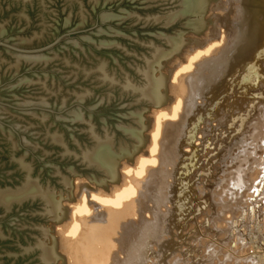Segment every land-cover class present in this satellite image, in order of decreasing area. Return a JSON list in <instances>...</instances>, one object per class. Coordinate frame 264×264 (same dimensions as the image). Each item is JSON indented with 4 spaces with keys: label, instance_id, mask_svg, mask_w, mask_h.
Here are the masks:
<instances>
[{
    "label": "water",
    "instance_id": "water-1",
    "mask_svg": "<svg viewBox=\"0 0 264 264\" xmlns=\"http://www.w3.org/2000/svg\"><path fill=\"white\" fill-rule=\"evenodd\" d=\"M237 7L264 0H0V264H67L46 224L73 178L120 183L171 99L166 60Z\"/></svg>",
    "mask_w": 264,
    "mask_h": 264
},
{
    "label": "bare ground",
    "instance_id": "bare-ground-1",
    "mask_svg": "<svg viewBox=\"0 0 264 264\" xmlns=\"http://www.w3.org/2000/svg\"><path fill=\"white\" fill-rule=\"evenodd\" d=\"M244 10L253 14L249 22L255 16L254 35L253 29L248 33L238 29L241 33L233 43L235 24L227 8L215 18L216 26L203 31V38H192L200 45L187 44L179 56L166 60L173 73L174 83L168 84L171 99L163 107L151 106L152 123L143 132L149 140L133 157L134 163L121 161L120 183L108 182L109 192L94 184L78 185L72 217L60 224L73 240L69 252L74 264H264V143H259L264 141V8ZM220 109L229 113L202 138L209 140L221 127L224 134L239 133L253 116L258 127L249 133L261 151L249 155L256 156L254 162L223 172L220 189L203 185L215 175L213 165L219 158L208 157L214 151L207 152L201 169L206 177L191 189L188 177L176 179L187 176L191 168L179 167L196 161L193 143L203 118L218 116ZM189 156L191 160H184ZM190 189L198 200L189 212V230L176 242L172 239L177 236L170 239L171 230L178 225L176 213L190 199L186 194ZM176 201L173 209L167 208ZM243 237L245 244L240 243ZM230 239L239 251L251 255L234 259L217 241L224 245Z\"/></svg>",
    "mask_w": 264,
    "mask_h": 264
},
{
    "label": "rangeland",
    "instance_id": "rangeland-1",
    "mask_svg": "<svg viewBox=\"0 0 264 264\" xmlns=\"http://www.w3.org/2000/svg\"><path fill=\"white\" fill-rule=\"evenodd\" d=\"M225 9H227V8H221L218 11H216V10L208 11L207 14L204 16V20H207L210 17H212L213 15H215L214 17H212V22H214L215 18L220 16L221 11H224ZM244 9H245V7L228 8L229 19H232V21L235 24L233 27V32H232L233 34L231 35V38L233 37V39H232L233 43H234V41H236L237 35L238 34L240 35V33L242 31L247 32V31H249V30L251 31V29H253V31H252V33H253V32H255V30L257 28V26H254V25H256L254 23L255 16L254 17L252 16V19L249 22L250 17L253 14H251V15L246 14ZM249 9H250V7H249ZM249 15H250V17H249ZM243 16H244V18H242ZM248 17H249V19H248ZM252 20H253V23H252ZM242 21H243V23H242ZM249 24H251V25L253 24L252 27L250 26V28H248ZM213 27H214V25H209L208 28L204 32H206L208 29L209 30L212 29ZM238 29H239V31H241L240 33H239ZM204 32H202V33L205 34ZM203 34H200V36H199L196 33L190 31V33L184 34V37L200 39V38L204 37ZM254 34L255 33H253L252 35H254ZM194 35H197L198 37H195ZM172 75H173V73L170 74V77L167 81L168 84L174 83L173 79H171ZM258 90H259V88L257 89V91ZM202 102H203L202 99L197 100V105L201 106ZM150 113H152L151 106H150V112H145V114H143V117L149 118L151 116ZM218 113H219L218 116L211 117V118L210 117H204L203 118L201 127L199 128V130L196 134V137H195L196 139L193 143L195 145V147H197V149H196V157H197L196 161L195 162L187 161L186 166L184 165L182 167H179V169H183V170L185 168H188V169L191 168L189 170V173L187 174V176H184V177L177 176V178H176L177 180H179V179H184V178L188 177L189 187L191 189H194V186L198 185L206 177L205 168L203 169V171L201 169L203 168L205 163H207V157L206 158L204 157L207 154V152L214 151L213 153H210L207 156L213 157V158H216L218 156L219 158H218V161L215 162L213 165L212 173H214L215 175H212L211 177H209L208 180H204L203 185L205 186V184L209 183V185H212L216 189H220V188H222V182L223 181L221 179L224 176V174H222L223 172H227V171H229V169H232V171H233V168L234 169L238 168L239 166H241V165H243L249 161L254 162V159L256 158V156L255 155L249 156V155L254 151H256V152L261 151L259 146L255 147L254 139H253L252 135L249 133L250 131H253L254 129H256L258 127V123L256 121L257 119H256V117H253V116H251V119L246 122L244 128L239 133L233 132L232 134H230L229 132H227L224 134L223 133L224 128L221 127V129H219L214 134V137L216 136L217 139H215L213 137V135L208 137L209 140L203 139L202 138L203 134L204 133L207 134L208 131L210 130L211 126L213 128L217 125L220 126L219 122L225 117V115H227L229 113V111L224 112V111H222V109H220V111ZM218 113H216V114H218ZM214 114H215V112H214ZM235 126L238 128V126H239L238 122L235 123ZM259 143L262 144V143H264V141L263 142L259 141ZM207 145H209V147ZM215 149H218L220 151H217ZM184 160H191V156L184 157ZM192 166H193V168H192ZM168 169L172 170V167H169ZM120 172H122V171L119 170V175H122V173H120ZM184 174H186V173H184ZM184 174H183V172L180 173L181 176ZM73 179H74V181H73L74 189L72 190L73 196L78 194V188H79L78 185L79 184L80 185L86 184L89 186L97 185L95 181L91 182L89 179H87L86 177H83V176H75ZM191 179H192V181L190 182ZM81 182H83V184H81ZM87 182H88V184H87ZM168 182L172 183L173 179H168ZM215 182H217V183H215ZM191 189L186 192V194H188V197H190V199H186L185 201H183L181 205H184V207H182L181 209H178V211L176 213L177 216H180L179 220H178V225L175 228H172V230H171L172 235L170 236V239H171V237L177 236V237H174V239H172V240H175L176 242L179 240L181 234L186 235V232L189 230L190 220H191L189 212H191L194 209V204L198 200V199L194 200L193 199L194 196L192 194L190 195ZM193 194H195V193L193 192ZM197 197H199V196L196 195V198ZM185 198L186 197H184L182 200H184ZM200 198H202V196ZM218 201H219V199L215 198V202H218ZM226 201H229V200H226ZM62 204L64 207H68L67 216L69 218H71L72 212H73L72 208H73V206L75 208V204L73 203V201H69V200H63ZM178 204L179 203L177 201L174 204L173 203L167 204V208L173 209L174 206H176ZM218 212H220V209L216 210V213H218ZM52 225L54 226V231H53ZM184 227H185V230L182 231ZM46 228H50V231H51L50 235L58 238L57 251L61 255L65 256L67 264H74L75 258L73 259L72 255H70V252H69V251H71V247L69 244H72L73 240L71 242L69 236L66 234H63V230L61 228V225L55 221L48 222L46 224ZM242 239L243 240L242 241L240 240L241 241L240 243L245 244L247 242L246 238L243 237ZM230 240L231 241H227V243L224 245L220 243V242H224V241H220V240H217V241L219 242V244L221 245L222 248L225 247L227 249V251L235 257L234 259H243V258H246L247 256L251 255V253L249 254V252L246 253L245 251H243V252L239 251L238 248L236 247L235 240H232V239H230ZM249 250H250V248H248V251Z\"/></svg>",
    "mask_w": 264,
    "mask_h": 264
}]
</instances>
